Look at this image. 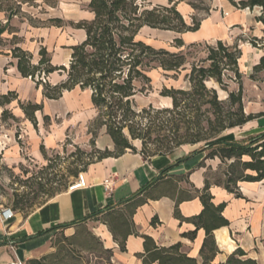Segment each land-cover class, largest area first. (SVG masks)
Returning a JSON list of instances; mask_svg holds the SVG:
<instances>
[{
    "label": "crops",
    "instance_id": "crops-1",
    "mask_svg": "<svg viewBox=\"0 0 264 264\" xmlns=\"http://www.w3.org/2000/svg\"><path fill=\"white\" fill-rule=\"evenodd\" d=\"M155 6L176 5L186 24L190 25L194 16L201 17L198 30L176 33L143 27L137 38L156 49L174 48L172 42L180 38L185 46L222 41L228 45L239 42L241 57L239 63L252 61V67L263 55L262 50L250 45L253 37H262V24L256 21L258 8H238L233 2L240 0H208V12L194 9L190 4L196 0H142ZM90 0H17L16 7L0 9V95L14 92L17 99L7 109L16 121L20 122L26 150L34 163L45 160L44 154L56 150L68 134L79 135L75 131L83 127L85 138H74L73 142H88L91 135L87 125L97 115L91 102V92L75 87L64 91L57 100L46 99L43 86L36 85L30 78L20 75L17 61L12 58L11 49L20 47L32 55L31 63L40 59L39 50L45 48L53 66H66L62 58L70 57L71 47L85 39V31L76 28L80 21H90L93 13L89 10ZM57 6V15L46 18V7ZM52 7H50L51 9ZM52 20L59 21L58 23ZM47 23V24H46ZM148 31L154 39L139 38L141 31ZM175 49V48H174ZM177 50V49H175ZM57 77V78H56ZM61 71L46 77V82L56 85L65 79ZM171 101L170 99H168ZM32 103L42 106L34 113L36 125L29 121L19 103ZM246 114H254L246 110ZM47 118V119H44ZM264 132V116L247 122L242 127L225 130L221 140L242 141ZM90 135V136H89ZM222 137V138H221ZM98 150H113L114 144L105 128L99 130L94 141ZM203 145H184L171 153L144 157L126 151L119 157L104 158L91 163L83 172L86 186L76 190H64L47 200L32 212L24 215L15 213L12 220L0 222V264H10L19 260L37 258L45 250L55 232L56 226L84 220L97 213L100 219L114 211L126 212L134 209L129 219L136 235L131 234L125 242V251H120L108 227L100 220L87 219L92 224L93 234L104 248L113 252V264H142L139 254L143 253V239L148 236L156 245L168 247L181 243L182 251L202 264L200 249L205 239V231L198 229L193 240L183 234L193 231L194 225L185 219L201 213L203 206L195 190L204 188L206 177L222 165L219 158L206 159ZM42 150L44 154L42 153ZM5 159L13 164L22 163L19 146L11 144ZM110 181L112 191L106 192L103 184ZM240 197L228 192L220 185L211 184L209 193L215 206L224 204L221 215L228 226L213 231L217 253L212 264H223L236 250L241 249L245 258L256 264H264V180L260 182H239ZM190 196V198H186ZM178 201V199H180ZM177 209L180 219L175 214ZM154 221V223H152ZM73 230L69 228L67 231ZM11 246L13 249H11ZM158 264V263H154Z\"/></svg>",
    "mask_w": 264,
    "mask_h": 264
},
{
    "label": "trees",
    "instance_id": "trees-1",
    "mask_svg": "<svg viewBox=\"0 0 264 264\" xmlns=\"http://www.w3.org/2000/svg\"><path fill=\"white\" fill-rule=\"evenodd\" d=\"M3 1L7 0H0V9ZM232 3L241 9L258 8L259 15L256 21L262 24V37L260 39L253 37L249 43L252 47L262 50L264 47V0H240L237 3L232 1ZM190 5L196 8L193 3ZM88 8L93 13V18L90 21H80L75 25L76 28L85 31V39L71 47L72 52L67 68L53 66L45 48H40V59L36 65H33L32 55L16 46L11 49V55L17 61V70L22 77L30 78L38 86L42 85L46 99L57 100L64 91H70L75 87L91 92V102L97 110V115L88 128V133L91 135L90 144L95 147L94 141L98 132L104 127L106 134L112 139L114 148L112 151L94 148L93 154L77 149L81 155H86L88 158L87 162L83 163L80 173H83L89 164L104 158H116L126 151L136 153V148L130 143V139L141 140L143 149L147 141L157 144L155 150L158 153L145 155L141 151L144 157L167 154L184 145L204 142L202 149L206 151V159L217 157L226 168L222 172V178L211 181L208 174L204 188L201 191L195 190V196L200 199L203 209L199 215L185 219L190 221L195 229L183 235L193 240L196 231L203 229L205 239L200 249L202 264H212L218 251L212 233L215 229L228 226L229 223L221 215L224 204L215 206L212 203V196L209 193L210 185H220L236 197H240L239 182L264 180V132L242 141L218 138L225 130L242 127L247 122L264 116V113L254 115L244 112L242 74L239 69L241 50L237 43L228 45L222 41H216L214 45L207 46L208 55L199 65L190 63L187 53L181 50L196 44L185 46L180 38H175L172 46L178 51L172 52L156 49L137 38L143 27L179 34L198 30L201 17L194 16L191 24L188 25L177 11L175 4L151 6L142 0H90ZM204 11L208 12L207 9ZM52 22L59 21L52 20ZM186 65L190 66L184 76L186 87L184 89L163 88L160 92L162 97L171 100V107L155 109L149 105L139 111L135 109L134 97L137 94L146 95L152 89L149 76L152 70L172 72L176 77L180 70L187 69ZM55 71H61L66 75L65 79L56 85L52 86L48 82L35 80L36 76L47 77ZM262 72L264 73V54L252 67L250 79H254L256 74ZM226 79L237 85L235 91L228 90ZM210 81L227 93L224 100L218 97L217 89L207 86ZM261 81L264 83V74ZM16 99L14 92L0 95L2 118L9 115L7 106ZM19 106L25 117L35 126L34 113L40 111L42 106L30 102L19 103ZM11 117L16 120L13 116ZM42 153L44 154L43 150ZM49 167L48 165L46 168ZM78 174L76 170L70 172L73 179ZM37 185L40 184L37 183ZM53 196L51 194L49 198ZM14 197L15 210H24L28 202L27 195H18L15 192ZM180 200L181 198L178 199ZM141 202L143 201L138 200L133 207L127 208L125 213L109 212L100 219L96 218L99 215L97 213L84 220L52 228L50 232H55L52 239L57 237L54 245L56 251L46 255V258L29 259L24 264H43L45 259L46 264H90L92 260L96 261L94 264H113L112 250L104 248L101 240L85 228L86 221L91 217L94 221L100 220L112 233L120 251H125L127 237L137 234L129 217ZM175 214L182 219L177 209ZM69 228L73 229V233L66 236L65 230ZM141 237L144 250L138 257L142 264H197L195 259L182 251L181 243L161 247L156 245L152 238ZM63 242H71L74 248L60 256L64 250V246H61ZM82 252L88 253L89 258L81 256ZM245 256L246 254L238 248L223 264H256L254 260ZM50 259L54 260V263H50Z\"/></svg>",
    "mask_w": 264,
    "mask_h": 264
},
{
    "label": "rangeland",
    "instance_id": "rangeland-1",
    "mask_svg": "<svg viewBox=\"0 0 264 264\" xmlns=\"http://www.w3.org/2000/svg\"><path fill=\"white\" fill-rule=\"evenodd\" d=\"M16 2L17 0L3 1L1 7H16ZM193 4L200 10H208V0H196V3ZM49 5L50 6L46 7V18L58 14L57 6L54 7L52 4ZM50 7L52 8L50 9ZM139 38L144 40L154 39V37L145 30L140 32ZM236 43L239 45V42L236 41ZM214 44L215 42L200 43L190 48H182L181 50L183 53H187V59L190 63L200 65L208 55L207 46H212ZM167 50L172 52L178 51L170 47H168ZM262 53L264 54V47ZM62 60L67 66L70 57L65 55ZM189 67V65H186L187 69L180 70L176 77L173 76L174 73L172 72L164 73L160 69L152 70L149 73L152 81V89L146 95L137 94L134 97L135 109L139 111L149 105L155 109L171 107V101L166 97H162L160 92L163 88L184 89L186 87L184 76L189 71ZM239 69L242 74L243 106L247 108V112L252 111L254 115L264 113V83L261 81L264 73L256 74L254 79H250V74L252 73L251 60H246L245 63L241 61L239 63ZM225 81L228 84L229 91H235L237 89L235 83L227 79ZM207 86L216 88L218 97L221 100L227 97V93L221 90L212 81L207 83ZM10 114L12 113L10 112L9 115L4 118L0 115V203L11 207L14 213L25 215L49 200L51 194L55 196L57 193L66 190L69 183L73 180V177L70 176V172L76 170L80 173L82 171L83 163H86L88 158L86 155H81L77 149L87 154H93V150L96 147L91 146L90 140L88 142L85 141V143L80 142L76 145L73 142L74 138L76 139L78 136L80 140L85 138V129L81 127V129L78 130L77 128L75 131H78L77 133L79 135L76 134L75 137H73L72 135H74V133L68 134V137L63 140L56 150L45 154V160L36 164L32 161L26 150L27 145L23 137V130L20 122L13 120ZM89 126L90 124L87 125V128H89ZM16 143L19 146V154L22 160L21 164H13L5 159L4 156V149L8 152L10 145L13 144L16 146ZM130 143L136 148V151H143L145 155L158 153V151L155 150L157 144L152 141H147L145 149L142 148V142L139 139H130ZM199 144L203 145L204 142ZM93 158H95V156H93ZM48 165L50 167L46 168ZM225 168V165L222 164L217 171L210 172L209 176L211 181L222 178V172ZM37 183L40 185H37ZM15 192L18 195L26 194L28 197L26 208L22 211L15 210L14 208ZM85 228L93 233L91 223L86 224ZM72 233L73 230H70L67 231L65 235L70 236ZM56 241L57 237H54V239L50 241L48 250H45L37 259H41L42 257L46 258V255L54 253L56 251V247L54 246ZM61 246H64V250L60 256H63L66 252L74 248L71 242H63ZM75 254H78L77 250ZM80 255L84 256V258H89L88 253L82 252ZM49 262L54 263V260L50 259ZM94 262L96 261L92 260L90 264H94ZM43 264H46V259L43 261Z\"/></svg>",
    "mask_w": 264,
    "mask_h": 264
},
{
    "label": "built area",
    "instance_id": "built-area-1",
    "mask_svg": "<svg viewBox=\"0 0 264 264\" xmlns=\"http://www.w3.org/2000/svg\"><path fill=\"white\" fill-rule=\"evenodd\" d=\"M35 80L36 81L41 80L43 83H45L46 77H44V75H42L40 78L36 76ZM85 186H86V180H85L84 174L79 173L78 176L69 183L67 190L72 191V190L84 188ZM103 186L106 192L109 193L112 191V184L110 181H105ZM14 214L15 213L13 212L11 207L0 203V222L6 223L12 220L14 217ZM11 249H13L12 246H11ZM10 264H24V263L19 260H16V261L11 262Z\"/></svg>",
    "mask_w": 264,
    "mask_h": 264
},
{
    "label": "water",
    "instance_id": "water-1",
    "mask_svg": "<svg viewBox=\"0 0 264 264\" xmlns=\"http://www.w3.org/2000/svg\"><path fill=\"white\" fill-rule=\"evenodd\" d=\"M216 89V88H215Z\"/></svg>",
    "mask_w": 264,
    "mask_h": 264
}]
</instances>
